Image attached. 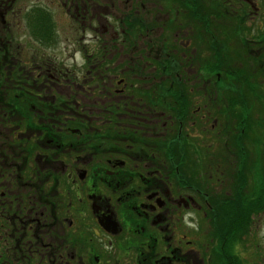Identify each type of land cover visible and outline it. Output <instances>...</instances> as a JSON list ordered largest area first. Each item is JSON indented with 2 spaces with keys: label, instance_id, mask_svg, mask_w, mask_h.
<instances>
[{
  "label": "flooded vegetation",
  "instance_id": "1",
  "mask_svg": "<svg viewBox=\"0 0 264 264\" xmlns=\"http://www.w3.org/2000/svg\"><path fill=\"white\" fill-rule=\"evenodd\" d=\"M152 1L0 0V264H264V72L226 93L196 59L234 32Z\"/></svg>",
  "mask_w": 264,
  "mask_h": 264
},
{
  "label": "trees",
  "instance_id": "2",
  "mask_svg": "<svg viewBox=\"0 0 264 264\" xmlns=\"http://www.w3.org/2000/svg\"><path fill=\"white\" fill-rule=\"evenodd\" d=\"M152 2H154L151 8L153 17H176L166 21L169 24L168 27H165L166 30L172 31L178 22L192 21V17H199L195 19L202 25L204 24L203 28L208 30L209 23L202 17H215L216 30L234 32V34L224 35V37L223 35L215 36L217 45L215 44L210 49L211 54L204 59L202 56L196 59L201 63L202 73L208 75L214 71L234 82L227 87L226 93H241L240 81H249V78H254L257 74L264 72V0L257 4L258 11L246 7L244 13L236 3L234 5L237 7L224 0H153ZM259 10L262 14L257 17ZM47 13L45 10L36 9L26 14V27L31 30L32 36L38 39L43 37L40 36L43 32H47V35L53 34V28H51L53 22ZM32 15L37 18L28 17ZM219 17L224 18L219 20ZM233 17H242L243 19L239 21V19H232ZM244 17L247 18L246 21ZM242 30H247L248 35L243 37L238 34ZM252 30L258 33H249ZM205 39H209V37ZM247 88L251 92L255 90L256 85L249 84Z\"/></svg>",
  "mask_w": 264,
  "mask_h": 264
},
{
  "label": "rangeland",
  "instance_id": "3",
  "mask_svg": "<svg viewBox=\"0 0 264 264\" xmlns=\"http://www.w3.org/2000/svg\"><path fill=\"white\" fill-rule=\"evenodd\" d=\"M35 0H14V5L12 6L13 9H15V11L18 9L22 12V7H26L27 5L33 3ZM43 1H48V0H43ZM255 2V7L258 8V3L261 1V0H252V2ZM50 8V11L52 12L51 15H52V18L54 20V27L56 28L57 30V37H58V41L59 43L58 44H55V50L52 51L50 48H53V46H51L49 49H46L43 51L45 53H48V55L53 52L55 53L54 55L56 56V59H58L60 61V59L65 63V64H70L71 62H73V60L71 58L68 57V55L65 53L64 51V48L67 46V42H66V39L69 40V37H70V29H72L73 27H71L72 25H68L69 24V20L64 16V12L62 10H60L59 7H55L54 5H50L49 6ZM259 9V8H258ZM257 9V11H258ZM253 10V9H251ZM21 12H19L18 16L21 14ZM261 11L259 10V14L257 15V17H260L261 15ZM16 18V17H15ZM79 29V28H78ZM82 35L84 36L82 39H80L81 41L82 40H86V39H89V41H92V45H95V42L96 39L91 37L90 34L91 33H88L87 32V29H85L84 32L80 33V32H77L75 33V35ZM31 43V42H29ZM90 43V44H91ZM90 44H88V46H90ZM40 49V48H38ZM42 50V49H40ZM75 61H81L80 58L77 57V55H75Z\"/></svg>",
  "mask_w": 264,
  "mask_h": 264
}]
</instances>
